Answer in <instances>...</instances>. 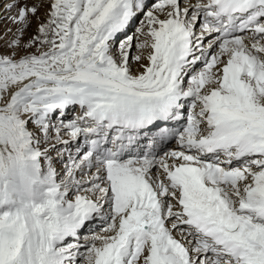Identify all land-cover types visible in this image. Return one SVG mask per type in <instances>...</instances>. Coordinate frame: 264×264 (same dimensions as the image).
<instances>
[{
  "label": "snow or ice",
  "instance_id": "6c2138e0",
  "mask_svg": "<svg viewBox=\"0 0 264 264\" xmlns=\"http://www.w3.org/2000/svg\"><path fill=\"white\" fill-rule=\"evenodd\" d=\"M3 6L0 264H264V0Z\"/></svg>",
  "mask_w": 264,
  "mask_h": 264
},
{
  "label": "bare ground",
  "instance_id": "6f19581e",
  "mask_svg": "<svg viewBox=\"0 0 264 264\" xmlns=\"http://www.w3.org/2000/svg\"><path fill=\"white\" fill-rule=\"evenodd\" d=\"M2 8H3V10H2ZM14 11H15V10H13V12H14ZM8 15H10V13H8V12L5 13L3 5L0 4V17H6V16H8ZM40 15L43 16V10H41ZM3 20H4V19H3ZM3 20H0V21L3 22ZM7 27H14V26L11 25L10 21H8V20L6 19V21H5V25L2 27V29L0 30V32H2V31H3L5 28H7ZM35 28H36V21H35V19H33V21H32V27L29 29V31H28V33L26 34V36H27V35H31L32 32L35 30ZM57 167H59V166H57Z\"/></svg>",
  "mask_w": 264,
  "mask_h": 264
},
{
  "label": "rangeland",
  "instance_id": "374dc122",
  "mask_svg": "<svg viewBox=\"0 0 264 264\" xmlns=\"http://www.w3.org/2000/svg\"><path fill=\"white\" fill-rule=\"evenodd\" d=\"M5 2H6V0H0V4H1V5H4ZM3 7H4V6H3ZM2 10H3V8H2ZM5 13H7V12H5ZM6 17H7V16H6ZM5 21H6V19H4L3 22L0 21V30H1L2 27L5 25ZM57 166H59V164H57Z\"/></svg>",
  "mask_w": 264,
  "mask_h": 264
}]
</instances>
